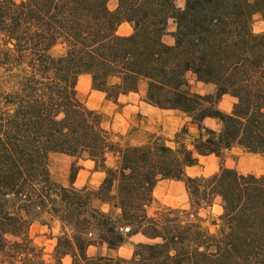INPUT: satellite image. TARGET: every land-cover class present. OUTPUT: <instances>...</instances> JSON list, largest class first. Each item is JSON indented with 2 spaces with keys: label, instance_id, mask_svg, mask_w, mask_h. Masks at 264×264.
<instances>
[{
  "label": "trees",
  "instance_id": "16d2710c",
  "mask_svg": "<svg viewBox=\"0 0 264 264\" xmlns=\"http://www.w3.org/2000/svg\"><path fill=\"white\" fill-rule=\"evenodd\" d=\"M178 1L0 0V264H264V174L223 164L234 150L264 159V0ZM82 74L106 101L140 92L185 119L173 145L106 127L80 97ZM56 154L73 159L67 185L53 180ZM209 156L216 172L186 174ZM79 161L102 174L96 188L74 186ZM163 180L184 184L186 208L150 212ZM216 200L211 233L200 213ZM34 223L58 225L50 252ZM136 235L129 258L88 254Z\"/></svg>",
  "mask_w": 264,
  "mask_h": 264
},
{
  "label": "rangeland",
  "instance_id": "374dc122",
  "mask_svg": "<svg viewBox=\"0 0 264 264\" xmlns=\"http://www.w3.org/2000/svg\"><path fill=\"white\" fill-rule=\"evenodd\" d=\"M176 4L181 6L182 1L179 0ZM253 29L256 32L263 31L264 23L256 20ZM131 31V26L125 22L117 28V34L121 36L128 35ZM77 88L86 106L104 115L105 126L118 135L128 136L131 143L141 142L146 139L148 134L155 133L162 136L169 145H173L175 133L186 123L185 119L180 118L175 112L159 110L145 104L141 100L140 92L120 97L117 105L111 101H106L104 94L91 88L90 77L85 74L79 76ZM194 89L198 92L210 91V88L201 85H196ZM233 101L230 96H224L219 103V108L224 112H229ZM205 125L212 129L218 127L217 122L211 119H207ZM188 129L190 134L196 131V127L193 125H188ZM186 141L188 142V137ZM72 162L73 159L63 155L56 154L51 157V174L56 183L67 185L68 171ZM223 164L241 174H253L255 176L264 174V159L259 155L245 153L241 150L231 152L224 159ZM79 165H81V168L77 173L74 186L78 189L83 187L96 188L100 183L102 174L94 171L93 164L89 161H79ZM219 167L218 160L213 156L202 157L196 166L187 168L186 174L192 177L207 176L216 172ZM153 197L155 202L150 212L162 206L180 208L188 206L187 193L181 181L163 180L158 182L153 189ZM220 213L221 207L218 200L208 210H203L200 213L211 233L216 231V226L212 225L211 221L216 220ZM57 233L58 225L56 223H52L50 228L39 223H34L30 227V236L33 237L36 243L43 244L48 252L52 250L55 244L52 237ZM143 241V237L136 235L116 250H107L105 247H91L88 254L129 258L133 252V246Z\"/></svg>",
  "mask_w": 264,
  "mask_h": 264
}]
</instances>
